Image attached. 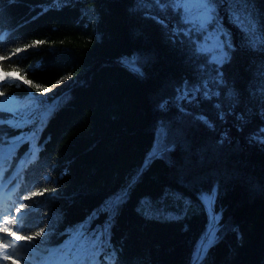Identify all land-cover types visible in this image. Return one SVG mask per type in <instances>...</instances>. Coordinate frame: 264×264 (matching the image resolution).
Listing matches in <instances>:
<instances>
[{
	"label": "trees",
	"instance_id": "trees-1",
	"mask_svg": "<svg viewBox=\"0 0 264 264\" xmlns=\"http://www.w3.org/2000/svg\"><path fill=\"white\" fill-rule=\"evenodd\" d=\"M136 1L0 0V56L8 57L0 73L40 85L6 82L0 101L70 82L33 131L0 108V190L10 187L0 193V223L19 209L27 229L47 226L29 246L34 264H61L69 246L87 264H191L212 217L197 264H264L263 119L250 112L234 122L227 110L237 102L225 94L251 86L264 47L244 39L222 75H204L195 47ZM243 2L264 25V0ZM132 58L139 71L122 64ZM214 185L207 219L198 195ZM82 233L100 237L95 249L81 250ZM13 251L26 263L24 248Z\"/></svg>",
	"mask_w": 264,
	"mask_h": 264
},
{
	"label": "rangeland",
	"instance_id": "rangeland-1",
	"mask_svg": "<svg viewBox=\"0 0 264 264\" xmlns=\"http://www.w3.org/2000/svg\"><path fill=\"white\" fill-rule=\"evenodd\" d=\"M243 1L244 0H235V2H240L244 4ZM136 2L138 9H141L146 13H151L153 15L158 16L160 19H163V22L166 25H168L173 30V32L177 33L180 37H182L184 40L188 41L189 43H191L192 46L195 47L196 54L200 55L198 58V62L200 64L198 69L199 72H201L204 75L209 76L210 75L209 73H211V75H213L214 73L213 77L214 76L218 77L216 71L217 65L209 63V54L212 51V46L214 43V41H212V35L214 29H220L223 32V34L228 37L232 45L230 49H226V51H228V54H230L231 51L234 49V47L239 45L242 40L246 39L245 32L241 30V28L237 25L234 19L233 8L229 7V5L234 2V0H215V3L218 5L217 18L212 25L208 26L207 34H205V32L203 31H200L198 28L190 31L192 26L182 21L181 13L179 11L173 10V8L171 7H164V8L160 7V5H167L169 3V0H137ZM192 8H193V14H196V11L198 10V6L192 5ZM240 11L241 13H243L244 8H241ZM247 14H249L251 17L253 15L248 10H247ZM253 18L254 17H252V19ZM198 47L203 49L204 51L198 52L197 51ZM134 60L135 58H132L131 60H129V62L124 61L122 62V64L124 63V65L129 66L132 70L139 71L134 63ZM218 70L220 72L221 65H219ZM10 73L13 76H17L16 73L13 72ZM207 76H205L204 78H207ZM60 80H61L60 84L57 85L55 83V85H53L52 87H48L51 90L48 91L47 93H44L41 90L39 93L29 92L23 98H7L1 100L0 108L1 107L6 108L12 115V118L8 122L10 123H14L15 121L33 122L32 131L38 129L40 125L45 121L49 113L54 109L55 106H57L61 95H63L70 89L69 78L66 80L62 78ZM249 80L251 82L250 83L251 86H247L246 89L245 87H240L238 85L237 86L229 85L228 88L225 90V94L230 98H232L235 102H237V105L235 107H232L231 110L229 111L227 110V112H229L232 115L230 117L231 120H234V122H237L239 124H242V122H244L246 116L248 117L250 112L258 113L259 117L263 119V125L257 132V141L264 146V68H261L258 71L254 70L253 72H251ZM200 82L202 83L201 85L208 83V81L207 80L205 81L204 79H203L204 83L202 82V80H200ZM203 90L206 89L204 88ZM188 94H190V92H188ZM195 94H197V91H195ZM230 124L231 121L224 122V127H229ZM158 134L159 132L157 133L155 146L157 145L158 139L160 140ZM170 147H172V145ZM147 159L148 158H146V160ZM9 188H6L4 192L8 191ZM216 188L217 186L214 185L209 193H205V192L199 193L198 196L203 206H204V202L211 204L210 198L207 196V194L212 193V191L214 190L215 192H217ZM4 192L0 190L1 194H3ZM120 197H121V193L114 195L112 198L108 199L104 203V205L110 206L114 201H116ZM215 197L216 194L214 196V202H215ZM205 206L208 207V209L204 207L208 219V213L212 212V208H210L207 204H205ZM217 213H219V217H218V221H219L221 214L220 212H216V214ZM214 221L215 220L212 217H210L209 222L207 224L205 223L206 230L204 234L209 235L208 230L210 231L212 230ZM218 221H217V228H218ZM217 228L211 243L214 241V239L217 236ZM201 239H199L200 241L198 240L200 243H201ZM8 240L11 241L13 245H16L14 250H22L24 248L27 251V254H29V256L26 255L24 257L26 263L18 261V264H34L35 260L34 258H32V256L38 254L37 250H35L32 247H29L27 244L23 243L22 241H16L12 236L9 235H8ZM200 243L198 244L197 242V248L199 247ZM204 247H205V242L203 248ZM203 248L201 249V252L197 256L198 258L201 255L203 256L207 249L206 248L202 254Z\"/></svg>",
	"mask_w": 264,
	"mask_h": 264
},
{
	"label": "snow or ice",
	"instance_id": "snow-or-ice-1",
	"mask_svg": "<svg viewBox=\"0 0 264 264\" xmlns=\"http://www.w3.org/2000/svg\"><path fill=\"white\" fill-rule=\"evenodd\" d=\"M192 5H197L198 10L196 14H193ZM161 8L171 7L173 10H177L181 13L182 21L186 24L192 26L191 30L199 29L200 31L207 34V29L209 25H212L217 18V9L218 5L215 3V0H169L167 5H160ZM233 8L234 19L237 25L245 32L246 39L250 46L259 45L264 47V25L257 26L252 17L247 14V8L244 4L240 2H234L229 5ZM244 8V12L241 13L240 9ZM212 41H214L212 46V51L209 54V63L217 65V76L222 75L218 68L219 65H222L230 57L226 49L232 47L227 36L223 34L220 29H214L212 35ZM43 43L42 41H34L33 44ZM28 46H25L27 48ZM24 49L17 48L15 49L14 54H18ZM198 52L204 51L201 48H197ZM8 59L6 56H0V61ZM63 79H68L67 76ZM19 80L22 83L34 86L37 90H40V85L34 84L32 80L26 79L23 75L13 76L10 72H3L0 74V85H5L6 82H14ZM61 80H57L56 84H60ZM19 86V85H17ZM206 89L205 94L208 95L207 84H204ZM51 89L43 88L42 91L47 93ZM199 91V89H196ZM4 93L0 91V96H3ZM48 191V189H45ZM37 193H31V196H35ZM42 194V193H41ZM27 198V197H26ZM19 216L13 219H9L8 215L3 216V223H0V233H5L7 235L0 236V259L3 261H12V264H18L16 257L18 253L9 252V249H15L16 245H13L11 241L8 240V235L12 236L16 241L27 242L28 246H32V242L40 239L44 236L47 226L40 227L39 231H32L25 227L23 222V213H20V210L17 209ZM10 225V226H7ZM81 245V250L87 249L89 246L92 249H95L100 242V237L87 238L85 234H81L77 237ZM58 259L61 261V264H87L88 257L81 256L79 252L73 254L71 246L67 248V254H61Z\"/></svg>",
	"mask_w": 264,
	"mask_h": 264
},
{
	"label": "water",
	"instance_id": "water-1",
	"mask_svg": "<svg viewBox=\"0 0 264 264\" xmlns=\"http://www.w3.org/2000/svg\"><path fill=\"white\" fill-rule=\"evenodd\" d=\"M100 62H101V60L97 61V63L85 73V76H87V75L89 74V72H90L95 66H97ZM68 88H69V87H68ZM61 93H62V92H61ZM140 171H141V167H140L139 172L135 175V177H137V175L140 173ZM212 193H213L214 196H215V194H216L215 190L212 191ZM204 207H205V206H204ZM217 214H218V217H219V213H217ZM203 231H204V230H203ZM199 241H200V240H199ZM199 241H198V244H199ZM197 249H198V248H197ZM199 259H200V258L197 257V250H196V252H195V257H194L193 261L191 262V264H197V262H198Z\"/></svg>",
	"mask_w": 264,
	"mask_h": 264
},
{
	"label": "bare ground",
	"instance_id": "bare-ground-1",
	"mask_svg": "<svg viewBox=\"0 0 264 264\" xmlns=\"http://www.w3.org/2000/svg\"><path fill=\"white\" fill-rule=\"evenodd\" d=\"M205 204H207V205L211 208V204H210V203L204 202V206H205ZM205 208L208 209V207H206V206H205ZM207 236H208V234H207V235L204 234L203 237H202V239H201V243L199 242L200 245H199V247H198V249H197V256H198L199 253L201 252V249H202L203 246H204V242H205Z\"/></svg>",
	"mask_w": 264,
	"mask_h": 264
}]
</instances>
